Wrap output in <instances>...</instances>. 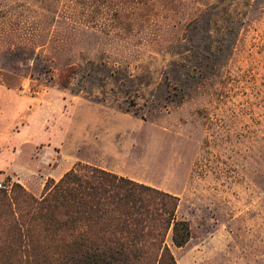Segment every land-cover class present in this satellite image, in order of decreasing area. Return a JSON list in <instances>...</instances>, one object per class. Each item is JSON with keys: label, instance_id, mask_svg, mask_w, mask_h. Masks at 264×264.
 Here are the masks:
<instances>
[{"label": "rangeland", "instance_id": "obj_1", "mask_svg": "<svg viewBox=\"0 0 264 264\" xmlns=\"http://www.w3.org/2000/svg\"><path fill=\"white\" fill-rule=\"evenodd\" d=\"M78 163L179 196L177 264H264V0H0V186Z\"/></svg>", "mask_w": 264, "mask_h": 264}, {"label": "trees", "instance_id": "obj_2", "mask_svg": "<svg viewBox=\"0 0 264 264\" xmlns=\"http://www.w3.org/2000/svg\"><path fill=\"white\" fill-rule=\"evenodd\" d=\"M179 201L88 163L49 179L40 197L10 179L0 186V264H177L167 237L177 247L193 237Z\"/></svg>", "mask_w": 264, "mask_h": 264}]
</instances>
